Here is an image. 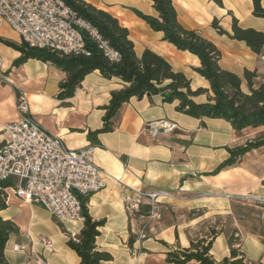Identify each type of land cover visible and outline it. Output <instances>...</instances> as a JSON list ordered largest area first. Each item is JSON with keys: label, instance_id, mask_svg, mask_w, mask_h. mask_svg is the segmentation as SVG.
Listing matches in <instances>:
<instances>
[{"label": "crops", "instance_id": "obj_1", "mask_svg": "<svg viewBox=\"0 0 264 264\" xmlns=\"http://www.w3.org/2000/svg\"><path fill=\"white\" fill-rule=\"evenodd\" d=\"M104 10L130 32L135 51L140 56L151 49L167 59L177 71L186 70L193 90L209 89L200 75L191 71L200 65L189 52L177 50L163 40V33L153 31L134 10L156 17L151 0H83ZM179 22L201 35L221 51L220 66L243 76L246 69L264 81V61L245 42L231 38L232 23L264 33V20L253 15L251 0H223V7L210 0H173ZM264 7V0L262 2ZM214 19L228 34L220 35L212 27ZM1 40L21 44L20 37L8 26L0 29V145L7 138L3 128L19 119L17 102L25 94L33 118L48 132L61 137L71 149L94 147V161L104 173L106 188L88 199V210L95 221H104L97 238V248L109 252L113 260L103 264H171L167 252L187 249L192 242L212 239L210 255L220 263L230 257V242L244 253L247 264H264V146L243 156L234 166L212 173L229 157L227 149L244 146L264 134V127L236 131L222 119L201 121L176 111V103H165L161 95L132 98L123 105L115 119V129L98 136L93 144L88 134L103 127L105 110L114 90L123 88L119 79H106L99 71L89 74L75 96L63 105L57 99L64 71L51 64L29 60L14 67L20 52ZM264 54V49L263 52ZM182 69V70H179ZM184 69V70H183ZM205 102L206 97H199ZM169 120L177 125L171 133L153 137L146 125ZM12 180L5 188L7 207L0 217L14 222L18 232L11 235L5 249L9 264H79L80 258L68 247V235L76 237L83 221L60 222L40 205L14 195ZM138 191H166L170 197L159 200L160 217L146 222L127 208L125 199H137ZM141 199V206L149 200ZM146 224L147 238L139 240L133 229ZM66 231V232H64ZM133 236L135 242L130 245ZM53 247L45 249L40 238ZM24 247L25 253L14 250ZM188 264H198L192 261Z\"/></svg>", "mask_w": 264, "mask_h": 264}, {"label": "trees", "instance_id": "obj_2", "mask_svg": "<svg viewBox=\"0 0 264 264\" xmlns=\"http://www.w3.org/2000/svg\"><path fill=\"white\" fill-rule=\"evenodd\" d=\"M84 21L90 23L102 39L119 54L118 61H111L99 47L97 41L86 32L84 36V51L79 54L65 55L49 50L31 48L24 42L15 44L1 40L7 46L20 52V57L13 62L19 67L29 60H38L51 64L64 71L66 79L60 84L57 99L63 105L73 98L85 78L99 71L106 79H119L123 88L114 90L107 106L103 107L105 116L101 129L88 134L93 144H100L98 136L113 132L115 119L124 104L132 98L139 100L145 96L161 95L165 103H176V111L201 121V128L206 127L205 119H222L231 124L234 130L243 131L247 128L264 127V81L259 80L256 70L246 69L243 76L223 69L219 62L221 51L215 44L205 39L198 30L185 28L178 20V13L173 0H151L157 12L156 17L144 15L138 10L134 13L145 21L155 32L163 33V40L173 45L177 50L189 52L196 56L200 65L194 68L196 74L208 81L210 88L193 90L190 79L182 71H177L171 63L152 51L145 49L138 56L135 45L130 38L129 30L122 26L117 18L110 13L97 9L83 0H64ZM217 6L223 7V0H210ZM253 2V15L264 20L263 0ZM212 27L220 35L228 34L214 19ZM231 38L245 42L255 53L261 55L264 49V33L254 29H244L234 18ZM206 97L205 102H199V97ZM264 146V134L247 142L236 149H227L230 157L224 161L212 174L217 175L223 169L236 165L245 154ZM9 183L0 185V211L7 207L5 188ZM84 227L76 237L68 235L67 245L80 258L79 264H103L113 260L109 252L97 248V238L104 221H95L89 214L88 199H82ZM150 206L140 207L137 215L146 216ZM59 226L64 230L63 225ZM18 232L17 225L0 217V264H9L5 249L11 235ZM66 232V231H64ZM213 231L211 239H200L192 242L187 249H171L167 252V262L171 264H188L192 261L198 264H247L245 255L235 246V238L230 242L231 255L222 262H216L210 255L212 239L216 236ZM135 238L131 236L130 245Z\"/></svg>", "mask_w": 264, "mask_h": 264}, {"label": "built area", "instance_id": "obj_3", "mask_svg": "<svg viewBox=\"0 0 264 264\" xmlns=\"http://www.w3.org/2000/svg\"><path fill=\"white\" fill-rule=\"evenodd\" d=\"M4 26L10 27L31 48L65 55L84 51L83 32H86L111 61L119 60V54L98 31L78 17L64 0H0V29ZM260 58L264 61V54ZM17 109L19 119L3 128L7 138L0 145V185L15 180L13 191L17 198L40 205L59 222L83 221L82 199L106 188L104 173L94 161V147L71 149L61 137L48 132L33 118L25 94H20ZM145 128L156 137L175 131L177 125L162 119L147 123ZM137 193V199H125L127 208L138 213L143 197L149 200L150 211L140 218L146 222L159 218V200L170 197L169 193ZM259 201L264 203V199ZM145 226L144 223L132 230L139 240L147 238ZM40 243L45 249L53 247L45 237L40 238ZM14 250L26 252L18 245ZM37 262L42 264L39 258Z\"/></svg>", "mask_w": 264, "mask_h": 264}, {"label": "rangeland", "instance_id": "obj_4", "mask_svg": "<svg viewBox=\"0 0 264 264\" xmlns=\"http://www.w3.org/2000/svg\"><path fill=\"white\" fill-rule=\"evenodd\" d=\"M176 69V68H175ZM178 70V69H177ZM179 70H182V69H179ZM184 70V69H183ZM191 71L195 72L193 69H191ZM184 72L186 73V70H184ZM20 96V95H19ZM205 97V96H203Z\"/></svg>", "mask_w": 264, "mask_h": 264}]
</instances>
